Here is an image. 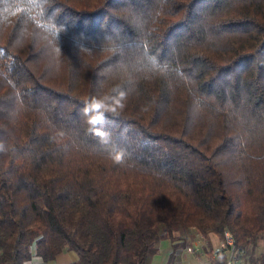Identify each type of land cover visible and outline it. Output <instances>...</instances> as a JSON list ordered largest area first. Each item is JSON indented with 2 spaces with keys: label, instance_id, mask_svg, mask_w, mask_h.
I'll return each instance as SVG.
<instances>
[{
  "label": "trees",
  "instance_id": "1",
  "mask_svg": "<svg viewBox=\"0 0 264 264\" xmlns=\"http://www.w3.org/2000/svg\"><path fill=\"white\" fill-rule=\"evenodd\" d=\"M224 230L263 264L264 0H0V264Z\"/></svg>",
  "mask_w": 264,
  "mask_h": 264
},
{
  "label": "crops",
  "instance_id": "2",
  "mask_svg": "<svg viewBox=\"0 0 264 264\" xmlns=\"http://www.w3.org/2000/svg\"><path fill=\"white\" fill-rule=\"evenodd\" d=\"M220 240L221 238L212 232L208 233L206 237L196 232H190L185 243L177 245L174 249L169 239L162 238L148 264H209L208 252L218 247ZM30 249L31 255L23 264H69L75 258L72 251L62 250L52 259L42 260L41 257L33 253L32 245ZM254 251L262 253L264 264V237L257 239Z\"/></svg>",
  "mask_w": 264,
  "mask_h": 264
},
{
  "label": "built area",
  "instance_id": "3",
  "mask_svg": "<svg viewBox=\"0 0 264 264\" xmlns=\"http://www.w3.org/2000/svg\"><path fill=\"white\" fill-rule=\"evenodd\" d=\"M225 253L224 264H238L234 256L235 249L233 245V239L227 230H224L218 247L211 251V255H218Z\"/></svg>",
  "mask_w": 264,
  "mask_h": 264
},
{
  "label": "snow or ice",
  "instance_id": "4",
  "mask_svg": "<svg viewBox=\"0 0 264 264\" xmlns=\"http://www.w3.org/2000/svg\"><path fill=\"white\" fill-rule=\"evenodd\" d=\"M97 108L99 107V105L96 106ZM97 121H93V124H96Z\"/></svg>",
  "mask_w": 264,
  "mask_h": 264
}]
</instances>
